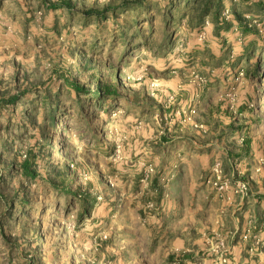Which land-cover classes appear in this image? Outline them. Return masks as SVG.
<instances>
[{
    "label": "rangeland",
    "instance_id": "374dc122",
    "mask_svg": "<svg viewBox=\"0 0 264 264\" xmlns=\"http://www.w3.org/2000/svg\"><path fill=\"white\" fill-rule=\"evenodd\" d=\"M0 264H264V0H0Z\"/></svg>",
    "mask_w": 264,
    "mask_h": 264
},
{
    "label": "crops",
    "instance_id": "0c3cea01",
    "mask_svg": "<svg viewBox=\"0 0 264 264\" xmlns=\"http://www.w3.org/2000/svg\"><path fill=\"white\" fill-rule=\"evenodd\" d=\"M198 160H199V165H200V167L201 168H206V166L208 165V164H210V158L208 157V158H206V157H199L198 158Z\"/></svg>",
    "mask_w": 264,
    "mask_h": 264
},
{
    "label": "bare ground",
    "instance_id": "6f19581e",
    "mask_svg": "<svg viewBox=\"0 0 264 264\" xmlns=\"http://www.w3.org/2000/svg\"><path fill=\"white\" fill-rule=\"evenodd\" d=\"M156 67H158V66H156Z\"/></svg>",
    "mask_w": 264,
    "mask_h": 264
},
{
    "label": "trees",
    "instance_id": "16d2710c",
    "mask_svg": "<svg viewBox=\"0 0 264 264\" xmlns=\"http://www.w3.org/2000/svg\"><path fill=\"white\" fill-rule=\"evenodd\" d=\"M90 14V13H89Z\"/></svg>",
    "mask_w": 264,
    "mask_h": 264
}]
</instances>
